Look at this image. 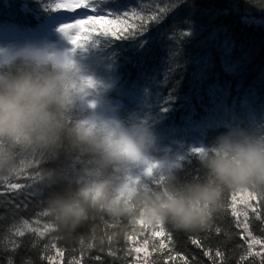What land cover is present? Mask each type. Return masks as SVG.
<instances>
[{
    "label": "trees",
    "instance_id": "1",
    "mask_svg": "<svg viewBox=\"0 0 264 264\" xmlns=\"http://www.w3.org/2000/svg\"><path fill=\"white\" fill-rule=\"evenodd\" d=\"M58 2L0 0V39L60 23L62 11L52 9ZM90 6L95 11L81 10L83 17L134 14L128 22L138 26L119 39L97 33L99 28L81 29L89 39L75 45L72 61L92 76L95 88L76 67L69 85L75 105L65 114L58 144L16 148L11 168L0 169V264H264V199L227 188L204 230L183 232L168 224L164 235L153 236L155 226L95 209L75 230H54L58 221L49 201L73 195L90 179L86 170L100 169L117 188L154 194L210 179L199 156L220 137L264 133V0H91ZM88 96L115 107L121 127L148 136L145 157L156 164L148 173L138 163L102 166L97 154L75 143L70 130L76 124L102 127L89 123L83 105ZM166 162L178 165L171 175ZM46 225L53 230L40 237ZM252 237L261 243L249 249Z\"/></svg>",
    "mask_w": 264,
    "mask_h": 264
},
{
    "label": "clouds",
    "instance_id": "2",
    "mask_svg": "<svg viewBox=\"0 0 264 264\" xmlns=\"http://www.w3.org/2000/svg\"><path fill=\"white\" fill-rule=\"evenodd\" d=\"M0 65L15 66L0 68V169H6L12 166L16 148L58 144L66 127L65 114L75 105L69 85L76 64L62 52L27 46L0 59ZM70 132L78 146L100 157L102 166L141 162L150 142L147 135L110 124L94 129L78 123ZM199 159L210 179L181 188L165 186L154 194L137 195L134 187L126 185L117 188L101 178L100 169L86 170L90 179L73 195H56L49 201L48 210L58 221L54 230H75L88 218L89 209H95L113 217L128 216L145 227L170 224L177 231H199L209 226L220 208L224 188L264 194V133L222 136ZM163 167L171 175L178 165L166 162Z\"/></svg>",
    "mask_w": 264,
    "mask_h": 264
},
{
    "label": "rangeland",
    "instance_id": "3",
    "mask_svg": "<svg viewBox=\"0 0 264 264\" xmlns=\"http://www.w3.org/2000/svg\"><path fill=\"white\" fill-rule=\"evenodd\" d=\"M61 11V15H63L65 19L62 20L61 24L54 26L52 32H48L47 34L41 35L37 38H26L20 41H16L15 39L0 40V59L5 58L12 53L18 52L27 46H39L62 52L72 60V52L75 45L68 38V34L77 37L78 34L76 33V29H72L67 26L74 24L76 19H84L86 17L81 15V10L79 9L77 12L73 13H68L63 10ZM62 28L64 29L63 32L61 31ZM76 67L78 69L77 74L84 81V83L87 84V87L95 88V80L92 76L87 71H83V69L79 66ZM83 105L89 113V123L93 126H104L106 124H110L112 126L121 127V124L116 116L115 107L104 106L91 96L84 98ZM138 164L140 165V171L142 174L148 173L151 168L156 165L145 156L141 162H138Z\"/></svg>",
    "mask_w": 264,
    "mask_h": 264
},
{
    "label": "snow or ice",
    "instance_id": "4",
    "mask_svg": "<svg viewBox=\"0 0 264 264\" xmlns=\"http://www.w3.org/2000/svg\"><path fill=\"white\" fill-rule=\"evenodd\" d=\"M91 4V0H61V2L55 3L54 7H52V9L54 11H60L63 10L65 12L68 13H73V12H77V10H84V9H88L89 11H95L94 8H91L90 6ZM86 16V20L83 19H76L74 24L68 25L67 27H70L72 29H76V33L79 36V39L77 38V36L68 34V38L70 39V41L74 44V45H79L80 41L83 39H89L88 36H82V31L81 28H90L92 30H96L97 28H99V31L97 33L103 34V35H110L113 38L119 39L122 36H124L126 33H128L131 30H135L137 28V24L133 23L131 25H129L128 22V17L130 15H134V14H126L124 17H115V18H106V17H112L110 15H89V14H84ZM142 19V18H141ZM142 24V23H141ZM140 25V24H139ZM61 31L63 32L64 29L62 28ZM9 187L11 189L17 190L22 188V185H13L10 184ZM250 198L252 199H256L257 197H260L261 199H264V194H253V193H249ZM235 194L232 195V200H235ZM250 206V205H249ZM253 211H255V209H253ZM233 215H236L235 211H233ZM259 218V216L257 217ZM23 227L25 229H29V223L27 221H24L23 223ZM157 227L159 230L157 231H153L152 235L153 236H162L164 235V225H160V226H155ZM245 232L248 233L249 236H251V233L248 232V225L244 224L243 225ZM31 231H36V229H30ZM49 230H53L50 228V226L46 225L45 226V230L44 231H40L39 232V236L43 237L45 236V233ZM217 232H219V229H217ZM20 235H23V232L19 233ZM129 239H132V237H129ZM170 239V237H169ZM243 239V236H242ZM194 244H197L198 241L193 240L192 241ZM145 244L148 243L147 240L144 241ZM261 241L256 239L255 237L251 238V243L249 244V249H251L252 245H256V244H260ZM52 247H55V245L53 244ZM160 247L163 248L164 244L163 242H161ZM140 248H136L135 251L136 252H140ZM249 254L251 255V251H249ZM207 255V253H206ZM217 256L220 255L219 252L216 253Z\"/></svg>",
    "mask_w": 264,
    "mask_h": 264
}]
</instances>
